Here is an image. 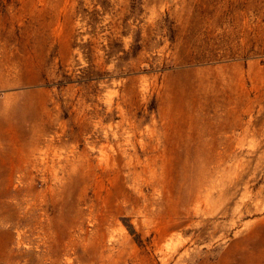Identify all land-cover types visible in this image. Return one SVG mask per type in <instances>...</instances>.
Here are the masks:
<instances>
[{
	"label": "rangeland",
	"instance_id": "rangeland-1",
	"mask_svg": "<svg viewBox=\"0 0 264 264\" xmlns=\"http://www.w3.org/2000/svg\"><path fill=\"white\" fill-rule=\"evenodd\" d=\"M0 264H264V0H0Z\"/></svg>",
	"mask_w": 264,
	"mask_h": 264
},
{
	"label": "bare ground",
	"instance_id": "bare-ground-1",
	"mask_svg": "<svg viewBox=\"0 0 264 264\" xmlns=\"http://www.w3.org/2000/svg\"><path fill=\"white\" fill-rule=\"evenodd\" d=\"M68 234H70V233H66V234H62V235H59V237H58V240L59 241H63L65 238H67V239H69L70 238V236L68 235ZM85 241H86V239H83L82 240V244H80V246H79V253H80V255H81V258H85L86 257V244H85ZM70 263H71V261H69Z\"/></svg>",
	"mask_w": 264,
	"mask_h": 264
}]
</instances>
